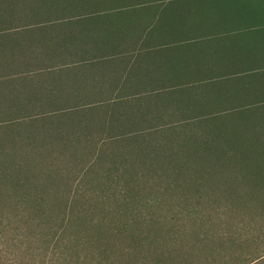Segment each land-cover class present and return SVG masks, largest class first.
Wrapping results in <instances>:
<instances>
[{
	"label": "rangeland",
	"instance_id": "obj_1",
	"mask_svg": "<svg viewBox=\"0 0 264 264\" xmlns=\"http://www.w3.org/2000/svg\"><path fill=\"white\" fill-rule=\"evenodd\" d=\"M21 12L5 14L0 21L3 264H30V247L38 233L61 216L67 202L86 209L78 226L64 235L65 240L75 236L76 244L47 250L45 264H73L67 262L76 257L91 258L89 264H209L210 249L217 242L212 234L216 233L221 236L222 256L215 264L233 263L228 261L264 249V206L256 202L264 201V157L249 155L253 158L242 162L255 174L253 184L229 167L214 176L199 174L193 163L173 170L172 158L162 156L174 148L157 143L173 142L176 133L162 127L161 121L152 122L153 128L143 134L120 132L114 135L119 140L103 141L96 147L87 138L106 137L109 132L100 127L106 115L102 109L78 114L73 105L88 101L81 98V102H68L74 109L66 114L50 113L51 107L66 101L65 93L47 90L53 87L49 86L50 76L43 72L16 79L27 62L36 67L67 58L66 52L42 53L43 44L38 40L63 36L70 28L75 31L66 24L84 18L50 15L51 11L44 14L46 10L39 11L41 16ZM17 109L25 111L18 114ZM24 114L30 116L18 118ZM160 115L168 121L175 118ZM96 148L98 161L85 171ZM107 165L117 169L110 178L103 176ZM115 187L121 191L115 193L119 200L113 202L105 193H114Z\"/></svg>",
	"mask_w": 264,
	"mask_h": 264
},
{
	"label": "crops",
	"instance_id": "obj_2",
	"mask_svg": "<svg viewBox=\"0 0 264 264\" xmlns=\"http://www.w3.org/2000/svg\"><path fill=\"white\" fill-rule=\"evenodd\" d=\"M89 11L95 14L68 22L75 31L63 34L86 43L60 59L57 72L44 71L53 86L47 90L65 93L64 107L264 67V0H107Z\"/></svg>",
	"mask_w": 264,
	"mask_h": 264
},
{
	"label": "trees",
	"instance_id": "obj_3",
	"mask_svg": "<svg viewBox=\"0 0 264 264\" xmlns=\"http://www.w3.org/2000/svg\"><path fill=\"white\" fill-rule=\"evenodd\" d=\"M106 2L0 0V21L3 20L5 14L18 15L23 13L22 10L24 12L27 10L34 16H41L43 13H39V11L46 10L44 14L51 11L50 15L55 13L56 16L69 14L71 18L81 17L95 14V12L89 11L91 5ZM48 20L52 19H46V21ZM105 34L103 32V35ZM38 41L43 44L41 52L50 54L63 52L74 54L75 46L80 44L73 33L66 37L60 36V34L43 36ZM27 50L31 52L33 49L28 47ZM59 62V59H55L44 62L45 65L40 63L36 67H31L27 62L16 74V79L26 78L28 74L32 73L57 72ZM256 72L253 75L189 77L188 84L178 85V89L174 91L110 93V97L106 99L82 104L75 110L81 115L84 112L95 113L98 109H102L106 113L105 120L100 127L109 131L110 134L107 132L106 137L97 139L87 138L96 147L103 141L119 140L114 135H118L120 132L121 134L129 132L143 134L153 128L152 120H158L161 121L162 127L173 128L172 131L176 133L173 142L162 140L157 143L159 147L174 148L164 152L162 156L163 159L172 158V161L168 160L172 162V165H175L173 170H176L177 167H187L188 164L193 163L199 174L214 176L216 173L220 174L225 167H229L231 170L236 169L243 179H248L253 184L255 174L249 172V165H242V162L245 158H253L249 155H255L259 159L264 157V67H259ZM7 99L9 101V98ZM72 109L74 108L59 106L51 107L49 111L50 113L66 114ZM24 111V109H17L18 114ZM160 114L175 118L173 121L164 120ZM29 116L24 114L18 118L24 119ZM90 126L92 128L91 124ZM98 152L100 151L96 148L93 156L85 165V171L96 160ZM110 166L107 165L106 168H103V176L110 178L112 174L117 173L116 167ZM209 168H212L213 171L217 169V172H209ZM114 170L115 172H113ZM114 190V193H110V190L105 193L107 198L113 199V202L119 200L115 193L121 191L117 187ZM256 202L264 206V201ZM67 203L61 216L55 217L46 231L38 233L39 237L35 240L37 244L34 242V246L30 247V264H45L47 253H49L47 250H51L53 247L68 248L76 244L75 236L65 240L64 235L70 228L78 226L82 213L86 209L85 206L78 209L73 205V202ZM107 208L104 207L105 210H109ZM90 210L92 209L90 208ZM36 222V225H39V220ZM212 236L217 242L215 241L216 244L210 249L211 253L208 258L211 262L209 264H215L214 260L216 259L218 262V258L222 256L221 236L219 233L212 234ZM228 241L231 242V240ZM1 247L2 245H0V254ZM39 249L41 252L38 251ZM91 260V258L76 257L67 263L89 264ZM3 262L0 258V264ZM228 262L233 263L227 264H264V249L248 257H235Z\"/></svg>",
	"mask_w": 264,
	"mask_h": 264
}]
</instances>
